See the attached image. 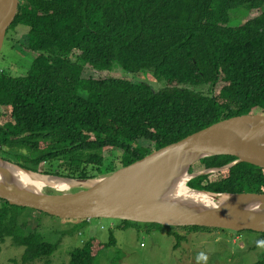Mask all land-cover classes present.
Here are the masks:
<instances>
[{
	"label": "trees",
	"instance_id": "trees-1",
	"mask_svg": "<svg viewBox=\"0 0 264 264\" xmlns=\"http://www.w3.org/2000/svg\"><path fill=\"white\" fill-rule=\"evenodd\" d=\"M240 8L244 11L236 12ZM234 13L245 19L234 23ZM19 26L26 28L24 41L11 49L32 59L20 76L0 72V157L21 168L94 178L218 121L264 115V0H18L7 30ZM113 66L128 74L148 71L162 87L82 76L85 67L100 74ZM108 150L116 157L105 156ZM234 159L205 157L189 172ZM186 186L264 193V169L240 162L196 176ZM0 202V241L9 238L22 246L23 263L50 264L57 244L28 229L26 221L18 222L25 207ZM105 246L88 239L69 253L68 264H93ZM120 259L118 254L109 264ZM255 264H264V256Z\"/></svg>",
	"mask_w": 264,
	"mask_h": 264
},
{
	"label": "water",
	"instance_id": "water-1",
	"mask_svg": "<svg viewBox=\"0 0 264 264\" xmlns=\"http://www.w3.org/2000/svg\"><path fill=\"white\" fill-rule=\"evenodd\" d=\"M18 0H0V50ZM229 155L235 159L218 168L189 172L205 157ZM240 162L264 169V115L242 114L213 123L185 138L150 152L108 174L71 179L33 172L0 157V199L61 219L110 218L169 227L199 226L230 231L264 233V193H212L214 206H203L170 194L183 175L188 180L218 172ZM32 176L74 182L73 192H33L20 185L5 166Z\"/></svg>",
	"mask_w": 264,
	"mask_h": 264
},
{
	"label": "rangeland",
	"instance_id": "rangeland-1",
	"mask_svg": "<svg viewBox=\"0 0 264 264\" xmlns=\"http://www.w3.org/2000/svg\"><path fill=\"white\" fill-rule=\"evenodd\" d=\"M236 11V9H234ZM233 11V10H232ZM244 11L242 8L236 12ZM235 21H243L244 15L233 14ZM24 27L6 29V38L0 50V72L6 70L12 76H20L31 61V56L21 58L14 45L24 41ZM19 46V45H18ZM21 51L25 52L23 48ZM28 52V51H27ZM31 55V53H29ZM108 73H91L88 67L82 71L83 77L101 78L114 76L131 81H144L159 89V83L151 81V74L138 72L128 74L120 67L113 66ZM116 152L104 151L105 156ZM81 189L74 184L68 191ZM49 189L44 190V192ZM1 205V202H0ZM83 220V219H81ZM81 222L77 219H61L25 208L19 216V223L26 221L28 229L36 232L47 242L56 243L50 264H68L69 253L80 248L88 239L106 245L100 248L93 264H109L120 254L119 264H255L264 256V245L256 241L264 240L257 232L243 230L189 231L169 226H153L136 223L123 225L117 219L91 218ZM27 231V230H25ZM176 235L182 237L176 240ZM110 236L114 244L108 245ZM23 247L13 245L9 238L0 241V264H46L42 259L29 263L21 262ZM49 264V263H48Z\"/></svg>",
	"mask_w": 264,
	"mask_h": 264
},
{
	"label": "bare ground",
	"instance_id": "bare-ground-1",
	"mask_svg": "<svg viewBox=\"0 0 264 264\" xmlns=\"http://www.w3.org/2000/svg\"><path fill=\"white\" fill-rule=\"evenodd\" d=\"M5 168L10 171L15 180L22 186H25L33 192H41L51 189L58 192H67L75 183L62 179H50L49 181L41 176H32L24 173L16 166L8 165ZM188 175L179 178L172 188L171 198L196 203L203 206H214L215 200L211 195L195 192L186 186Z\"/></svg>",
	"mask_w": 264,
	"mask_h": 264
},
{
	"label": "clouds",
	"instance_id": "clouds-1",
	"mask_svg": "<svg viewBox=\"0 0 264 264\" xmlns=\"http://www.w3.org/2000/svg\"><path fill=\"white\" fill-rule=\"evenodd\" d=\"M53 191V190H52ZM48 192V191H47ZM259 243V242H258Z\"/></svg>",
	"mask_w": 264,
	"mask_h": 264
}]
</instances>
